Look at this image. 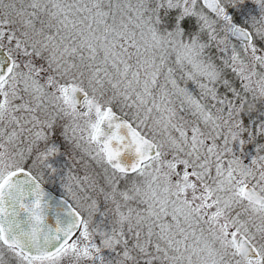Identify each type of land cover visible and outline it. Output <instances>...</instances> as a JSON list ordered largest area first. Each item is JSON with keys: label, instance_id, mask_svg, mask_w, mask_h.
<instances>
[{"label": "snow or ice", "instance_id": "obj_1", "mask_svg": "<svg viewBox=\"0 0 264 264\" xmlns=\"http://www.w3.org/2000/svg\"><path fill=\"white\" fill-rule=\"evenodd\" d=\"M0 264H264V0H0Z\"/></svg>", "mask_w": 264, "mask_h": 264}]
</instances>
